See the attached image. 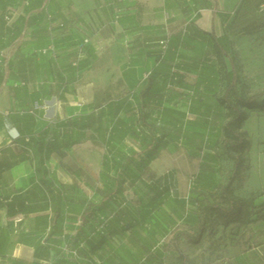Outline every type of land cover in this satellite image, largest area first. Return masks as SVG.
Instances as JSON below:
<instances>
[{
    "label": "crops",
    "instance_id": "obj_1",
    "mask_svg": "<svg viewBox=\"0 0 264 264\" xmlns=\"http://www.w3.org/2000/svg\"><path fill=\"white\" fill-rule=\"evenodd\" d=\"M241 2L0 0V264H162L171 254L176 258L174 264H264V222L260 220L244 226H219L216 236L208 229L198 244L178 238L179 231L196 233L199 211L193 207L192 211L182 209V217L173 213L172 209H179L181 200L190 194L181 189L180 181L177 186L173 180L174 194L163 195L150 205L146 202V216L138 218L133 231L115 233L117 220L112 219L104 239L94 233V228L88 240L82 239L77 246L73 240L88 204L101 202L95 185L104 158L119 161V152L142 150L130 134L120 139L116 133L136 124L143 103L156 119L165 107L183 113V130L188 137L184 142H170L140 175L160 180L166 168L174 165L173 169L180 168L176 176L187 177V165L183 163L197 157L198 145L189 137L191 125L201 123L204 114L218 111L217 98L224 91L215 41H230L227 25ZM85 39L90 40L86 45ZM164 40L168 41L167 50L162 54L160 43ZM51 44L56 56L40 53ZM37 55L43 60L47 76L45 82L33 83L34 87L32 82L38 77L21 76L20 66H38L40 61L33 62ZM77 55L87 84L80 88L78 102L73 104L68 83L78 74L73 68ZM48 58L52 64L56 62L55 71L60 76L56 80L61 95L59 116L82 114L89 106V95L96 91L108 89L116 95L124 91L130 97V103H110L109 138L98 136L103 132L101 125L89 127L93 136L84 138L89 128L80 129L82 125L77 124L71 130L65 120L49 122L48 113L33 109L44 97L38 87L55 84L51 73L48 82ZM38 67L41 70L42 66ZM21 80L27 83L19 84ZM113 83L115 88H111ZM149 88L158 90L162 100H142ZM205 119L209 122L205 128L208 133L219 132L211 124L212 117ZM70 137L78 142L67 149L64 145ZM202 141L208 148L192 175L198 177L197 186L191 190L194 199H204L211 193L207 183L214 171L209 167L216 163L210 151L214 141ZM75 149L78 156L70 160L68 169L61 166L71 159L69 152ZM110 175L116 177L117 172ZM138 187L148 192L146 186ZM237 188L235 194L246 198ZM152 189L159 194V186ZM61 190L66 200L61 207L53 206ZM58 211L61 216L56 219ZM170 225L178 227L173 234L157 235L156 226ZM74 252L76 257L72 256Z\"/></svg>",
    "mask_w": 264,
    "mask_h": 264
},
{
    "label": "trees",
    "instance_id": "obj_2",
    "mask_svg": "<svg viewBox=\"0 0 264 264\" xmlns=\"http://www.w3.org/2000/svg\"><path fill=\"white\" fill-rule=\"evenodd\" d=\"M256 1L257 5L263 4L264 0ZM250 6L251 2H247ZM214 40L216 38L214 37ZM215 50L222 66V79L224 85L223 94L217 98L218 111L212 115H203L202 127H208L209 122L205 121L207 117H212L221 123L220 145L224 153L233 162L232 170L227 182L224 185H219L216 181L217 172L211 173L210 182L207 187L211 193L205 196L204 199H194L190 202L191 195H187L179 203V209L174 207L173 213L176 216L182 217L180 210H189L193 207L199 211L197 217V231L195 234H190L187 231H179L176 233L178 238H183L189 243H200L202 236L208 229H213L216 226L229 227L231 225L244 226L252 222L253 210L250 204L242 197L235 194L236 185L242 182L246 176L245 162L246 155L250 151V144L247 141V134L242 131L244 123L248 120V110L264 111V90L254 95L248 96L244 91V85L233 70H228L227 60L231 57V42L221 44L215 41ZM177 82V80L175 81ZM156 99L162 100V96L158 90L149 88L142 100ZM146 103L140 109V115L135 125L127 131H118L116 137L123 139L127 134H130L142 146L140 152L131 151L128 154L119 152V161L110 162L109 158H104L102 174H104L112 183H106L102 189L97 190V194L101 197L99 204L89 203L87 209L83 214L81 226L76 233L74 245H78L84 238L88 240L89 233L98 235L99 238L104 239L108 233V224L112 219H116L117 223L114 226L115 233L122 230L124 232L133 231L139 223V219L146 216V207L148 204L157 202L163 195L174 194V185L170 176H164L160 180H156L152 186H146L148 192L137 190L138 205L129 211L125 210L119 204V197L124 194L125 186L129 187L131 184L141 181L140 173H144L149 165L158 158L161 151L168 147L170 142L176 143L178 140L185 141L188 137L184 133L183 125L185 115L174 109L165 107L158 119L153 118L152 115L145 110ZM77 128V124L74 125ZM82 125L80 129H84ZM196 138L204 139L202 134L195 135ZM217 141V142H218ZM77 140L69 138L64 145L65 148L71 149L77 144ZM210 148H214L212 145ZM114 170L117 176L113 177L110 172ZM213 171V170H212ZM193 177V176H192ZM194 184L190 191L193 190L198 183V177L195 176ZM148 184H152V181ZM54 187V184H50ZM159 186V194L154 193L152 187ZM52 192V191H51ZM151 194V195H150ZM148 197V198H147ZM66 198L65 194L57 191V197L53 201V206L61 207ZM146 202L148 204H146ZM127 205L126 202L123 203ZM147 205V206H146ZM10 210H8V213ZM60 211L56 213V219L60 218ZM108 217L109 220L105 225L103 231H99L101 225L100 218ZM139 218V219H138ZM92 222V223H91ZM88 225L90 226L87 229ZM87 229V230H86ZM108 235V234H107ZM91 244V243H90ZM91 248L92 244L90 245ZM3 246L0 245V252Z\"/></svg>",
    "mask_w": 264,
    "mask_h": 264
},
{
    "label": "rangeland",
    "instance_id": "obj_3",
    "mask_svg": "<svg viewBox=\"0 0 264 264\" xmlns=\"http://www.w3.org/2000/svg\"><path fill=\"white\" fill-rule=\"evenodd\" d=\"M251 2L250 6L247 5V2ZM227 33L228 37L231 41V57L227 60L228 70H233L234 73L239 77L244 85L245 93L250 96L256 93H259L264 90V3L257 5L256 1L252 0H242L239 6L234 10L233 15L227 25ZM26 40V36H23L21 41L24 43ZM102 56H98L97 59L102 60ZM41 64H38V62ZM79 61L80 55H77V60L74 62L76 65L73 68L77 69V77L75 81H69L68 88L69 94L71 95L72 103L76 104L78 102V98L80 97V93L78 92L81 87L87 84L85 79H83V74L79 69ZM33 62H36L38 66H42L41 70H39L38 66H34L33 64H24L22 63L20 66L21 76H31L38 77L37 81L33 83H40L46 80V72L44 71L43 60L41 57L37 55L34 58ZM51 63V60L48 58V82L50 81V73L52 77L55 79V84L52 85L48 83V85L39 86L38 89L44 93V97L41 98L38 103H35L33 106L34 110H41L45 103H48V121L50 122H62L66 121L68 123V128L71 130H75V124L84 125L85 128H91L93 126L98 127L101 125L103 132L98 135L101 139L105 137L106 139L110 136L109 131V106L110 103H114L118 101V103H130V97L120 92L119 94L110 93L109 90H100L96 91L95 94H90L88 104L89 106L86 108L84 112L80 115H74L71 118H67L68 115L63 114L59 116L58 109L59 104L58 101L61 97L58 89V85L56 80L59 81L60 76L59 73H56L55 69H57L56 62ZM25 81H20V83ZM27 83V82H25ZM52 85V88L50 87ZM35 87V85H33ZM31 86V90L34 87ZM116 83H113L111 88H115ZM36 89V88H35ZM52 89V90H51ZM180 93V90H175ZM180 91V92H179ZM190 95V94H188ZM196 95L192 96V99ZM187 102H190L187 99ZM43 111V110H42ZM191 117V116H190ZM193 119H198L192 117ZM195 121V120H194ZM185 123V122H184ZM211 124L214 125L215 128L219 129V132L208 133L207 129H204L200 122H193L190 129L189 137L194 139L197 142V148L195 154L197 157L186 161L183 165H187L188 175L187 177L176 176L178 170L173 169L175 166H169L166 168L165 176H170V179L176 181L177 186H180L179 182H181V189H186L185 194L187 195L190 187V181L192 175L198 170L199 161L201 156L207 155V152L204 149L208 147L204 146V141L200 138H196L195 135L202 134L204 136L203 140L214 141L212 142L214 148L210 149L214 154L216 159L215 165H211L209 168L218 173L216 176V181L219 185H224L232 170L233 162L230 158L224 153L220 141L217 139L220 137L221 133V123L212 119ZM86 130V134L84 138L92 137L91 129ZM242 131L247 134V141L250 144V151L246 155L245 162V178L242 182L237 184L238 193H243L246 198H244L251 206L253 210L252 220H260V222H264V206L262 205V201H264V111L261 110H248V120L244 123L242 127ZM84 136V135H83ZM218 141V142H217ZM70 151V150H69ZM78 150H71L69 152L70 158L67 163L60 164L68 169L70 164V160L72 162V158H77ZM178 155V154H176ZM173 156V155H172ZM175 156V154H174ZM179 158V156L177 157ZM176 161V158L174 159ZM178 160V159H177ZM112 175H115V171L110 172ZM174 173V174H173ZM184 174V173H183ZM258 174V175H255ZM252 176V177H251ZM263 176V177H262ZM164 179V178H163ZM152 181V184H148ZM156 180L143 176L141 177V181L134 183V187L129 184L125 186L124 194L119 197V204L125 208V210L129 211V209L133 210L138 205V192L139 185L143 186H152ZM106 183H112L104 174H101L98 179V185H95L97 189H102ZM174 185V184H173ZM78 187L82 188L85 193L91 194V191L86 187H83L77 184ZM190 202L192 201V194L190 191ZM124 202L127 205L124 206ZM189 211H192V208H189ZM149 226V225H148ZM145 227V229H148ZM158 231L157 235H170L173 234L178 227L174 225H170L167 227L156 226ZM211 235L216 236L220 228L218 226L211 229ZM176 258L171 255H167L165 259L162 260V264H174ZM13 264V263H7Z\"/></svg>",
    "mask_w": 264,
    "mask_h": 264
},
{
    "label": "built area",
    "instance_id": "obj_4",
    "mask_svg": "<svg viewBox=\"0 0 264 264\" xmlns=\"http://www.w3.org/2000/svg\"><path fill=\"white\" fill-rule=\"evenodd\" d=\"M90 42V40L89 39H85L84 40V44L86 45V44H88ZM167 40H164V41H162L161 43H160V45L162 46V54H164L165 52H166V50H167ZM52 53L54 56H56V49H55V46H54V44H51L48 48H46V49H42L41 51H40V53L41 54H43V55H45V54H47V53ZM74 65H76V63H74ZM149 76H150V73H148V74H146L145 75V78L146 79H148L149 78ZM177 79H175V81H176ZM41 110H43V111H45L46 113H48V103H45L44 105H43V107L41 108ZM19 136L17 135L16 137H14L15 139H17ZM195 176H193L192 178H191V181H190V185L192 186L193 184H194V181H195ZM108 220H109V218L108 217H101L100 218V222H101V225H100V227H99V231H103L104 230V228H105V225L107 224V222H108ZM72 256H74V257H76L77 256V253L76 252H74V253H72Z\"/></svg>",
    "mask_w": 264,
    "mask_h": 264
}]
</instances>
